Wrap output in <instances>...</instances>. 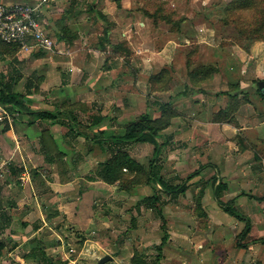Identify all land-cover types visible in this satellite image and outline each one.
<instances>
[{
    "label": "crops",
    "instance_id": "1",
    "mask_svg": "<svg viewBox=\"0 0 264 264\" xmlns=\"http://www.w3.org/2000/svg\"><path fill=\"white\" fill-rule=\"evenodd\" d=\"M190 1V11L173 14L171 21L161 20L165 28L154 27L153 33L145 36L141 27L149 21L137 15L135 4L126 10L118 0H47L38 11V19L53 38V48L30 54L0 52V91L17 93L16 99L25 106L17 109L0 100V114L4 115L0 126L4 162L0 165V264H26L28 259L35 264L50 263L60 249L70 245L62 237V222L71 223L75 229L90 226L92 212L85 200L93 193L105 196L108 188L116 190L117 182L107 183L99 176V164L130 146L121 139L125 123L141 114L155 113L150 110V98L155 97L147 93L152 82H146L142 75L156 70V60L167 64L172 54H185L188 42L209 43L216 54L221 34L213 22L216 14L222 13L220 6L230 0L221 4ZM123 13L128 19L124 25L120 23ZM174 21L175 31L171 29ZM190 23H194L192 32L188 30ZM65 33L68 39L60 37ZM119 44L123 46L120 50ZM164 83L173 85L161 82L160 86ZM207 83L209 86L199 91L190 87L181 91L176 85L197 83L174 82L173 89L158 97V109L167 101L177 113L164 130L166 135L183 136L186 127L190 131L198 128L196 117L185 114L206 110L196 101L214 105L228 100V95L227 99L216 95L213 85L218 82ZM240 83L243 88L244 82ZM255 94V106L259 107L264 93L259 89ZM38 110L49 115H37ZM186 118L190 120L187 125ZM236 120L237 130L250 125L243 115ZM224 126L229 133L237 128L234 124ZM229 151L225 154L226 165L233 168L229 176H236L231 183H245L247 174L253 176L250 170L256 167V181L264 183L261 149L256 160L250 148ZM229 176L220 181L227 183ZM245 198L243 194L236 198L239 210L245 209ZM234 218L229 227L242 229L243 222ZM69 256L63 252L60 259L72 260Z\"/></svg>",
    "mask_w": 264,
    "mask_h": 264
},
{
    "label": "rangeland",
    "instance_id": "2",
    "mask_svg": "<svg viewBox=\"0 0 264 264\" xmlns=\"http://www.w3.org/2000/svg\"><path fill=\"white\" fill-rule=\"evenodd\" d=\"M205 2L221 4L222 0ZM118 4H123L126 10L130 4H135L137 15L147 17L149 24L141 27L145 36L151 35L154 27L165 28L163 21L156 22L152 16L170 14L174 17L175 13L192 9L190 0H132V3L118 0ZM226 4L220 6L222 13H217L213 22L221 34L216 54L211 52L209 43L188 42L185 54H172L167 64L156 60V70L142 76L146 82H153L151 76L162 70L161 80H154L158 84L147 89L148 97H155L150 98V110L155 111L150 116L161 124L168 119L157 107L158 97L173 89L174 82H197L195 86L176 85L175 89L181 91L189 87L199 91L209 86L207 82H218L213 85L216 95L226 99L228 95V100L214 102V105L196 101L198 106L204 104L206 110L193 114L185 111L186 116H194L199 121L194 131L186 127V135H166L164 130L171 124L172 117H177L173 115L157 133L156 143L128 141L126 145L130 146L124 151L134 160V168L121 169L116 190L108 188L105 196L98 192L85 200L92 212L90 226L75 229L71 223L62 222L65 230L62 237L64 241L68 239L70 245L60 249L55 255L57 258L47 264H98L106 254L111 257L102 264H264V183L256 181L259 168L255 166L250 170L253 176L247 174L245 183H231L236 176H229L233 168L227 166L225 160V154L234 147L250 148L255 160L261 157L260 149L264 152V123H259L264 121V101L258 103L259 107L255 106L258 81L264 82V27L254 31L255 17L260 16L250 10L240 14V18L235 17V22L227 21ZM258 9L264 11V0H259ZM123 15L122 25L128 20ZM193 26L194 23L189 24V32ZM175 27L173 24L171 29L175 31ZM161 82H173V85L164 83L161 89ZM240 82H244L243 88ZM262 98L264 100V94ZM164 102L167 103H161ZM237 115L247 118L250 125L246 130H237ZM188 119H185L186 125L190 122ZM224 124H234L237 128L229 133ZM260 172H264V168H260ZM226 174L230 181L226 179V187L218 194L217 185ZM235 194L246 196L244 210L237 208L239 202ZM152 196L159 199L169 233L160 253L157 246L163 229ZM227 207L235 209L243 218L234 219L243 224L246 219L248 231L239 233L240 229L229 227L232 216L223 210ZM86 239L87 247H84ZM63 252L71 255L72 260L62 261ZM28 260L26 264L33 263Z\"/></svg>",
    "mask_w": 264,
    "mask_h": 264
},
{
    "label": "trees",
    "instance_id": "3",
    "mask_svg": "<svg viewBox=\"0 0 264 264\" xmlns=\"http://www.w3.org/2000/svg\"><path fill=\"white\" fill-rule=\"evenodd\" d=\"M258 3L259 0H230L227 2L225 5V15L227 17V21H233L235 22L234 18H240V14H242L244 11L250 10L253 15H257L259 13V18L255 17V28L254 31H260L261 28L264 27V11L263 9H258ZM172 15V12H170ZM151 18L154 19V21L158 20H166V21H171L172 16L166 17L165 15L162 16H157L154 17L152 16ZM153 21V22H154ZM240 22V21H239ZM173 24H177V22H173ZM246 33L249 32V30H246V28H243ZM251 33H253L251 31ZM67 33L61 35L60 37L62 38H67ZM69 36V35H68ZM68 39V38H67ZM70 40V38H69ZM123 46L122 44H119L117 46V49H121ZM127 51V50H125ZM0 52L7 53L10 55H15L18 52V46L14 43H8L0 40ZM162 77V70L159 74L152 75L150 79H153L152 85H155L156 82L154 80H161ZM155 83V84H154ZM197 83V82H193ZM161 88V86H160ZM259 91V89H258ZM17 93L15 92H5L4 90L0 91V100L2 102H10L12 107L15 105L17 106V109H22L24 108V104L22 101H18L16 99ZM160 112L163 114H167L166 117L169 120L170 117L173 115H176V111L173 110L169 103L164 102L161 103L159 106ZM37 115L45 116L46 114L49 115L47 111L44 110H38L36 111ZM165 117V115L163 116ZM163 119V118H162ZM167 122L162 121V124L160 120H157L156 118L152 119L151 116L148 114H141L137 116L136 118L128 121L125 123V132L121 136V139L123 141H135V142H150V143H156V135L159 132L160 129L165 127L168 124ZM134 160L128 155L127 152L124 150L118 151L115 154H113L110 158H108L106 161L102 162L99 164L100 170L98 172L99 176L107 183H114L117 182L118 176L120 175V171L123 167H129V168H134ZM164 187L168 188L167 183L161 180L160 182ZM217 193L222 190V188H225L226 185L222 181H220L217 185ZM151 199L153 200V207L157 210L156 213L157 215H160L161 220H160V227L163 229V235L160 239V243L157 246V249L160 253V249L162 248V245L166 243V241L169 238V233L166 229V220L162 216L161 212V206L159 203V199L156 196H152ZM223 210L231 215L232 217H235L237 219L243 220L241 215L235 211L232 207H227L223 208ZM249 228V223L244 219V226L242 229L239 230V233H244L248 231Z\"/></svg>",
    "mask_w": 264,
    "mask_h": 264
},
{
    "label": "built area",
    "instance_id": "4",
    "mask_svg": "<svg viewBox=\"0 0 264 264\" xmlns=\"http://www.w3.org/2000/svg\"><path fill=\"white\" fill-rule=\"evenodd\" d=\"M46 1L28 3L0 0V40L16 44L21 54L51 50L55 42L38 19V11ZM3 117L0 114V126ZM1 157L0 147V165L4 163Z\"/></svg>",
    "mask_w": 264,
    "mask_h": 264
},
{
    "label": "water",
    "instance_id": "5",
    "mask_svg": "<svg viewBox=\"0 0 264 264\" xmlns=\"http://www.w3.org/2000/svg\"><path fill=\"white\" fill-rule=\"evenodd\" d=\"M258 87H259L261 93H264V82L262 80L258 81ZM110 257L111 256L109 254H106V255L102 256L99 259L98 264H102L104 261L108 260Z\"/></svg>",
    "mask_w": 264,
    "mask_h": 264
}]
</instances>
